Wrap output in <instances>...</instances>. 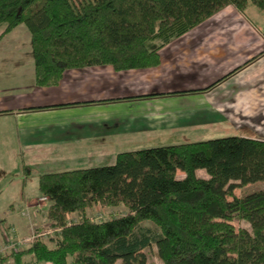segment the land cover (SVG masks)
<instances>
[{"label": "trees", "instance_id": "trees-1", "mask_svg": "<svg viewBox=\"0 0 264 264\" xmlns=\"http://www.w3.org/2000/svg\"><path fill=\"white\" fill-rule=\"evenodd\" d=\"M248 4L264 11V0H0V24L3 34L26 26L35 83L50 87L71 69L157 67L172 40L227 6L243 13ZM256 182H264V141L238 136L121 152L111 165L43 174L37 191L59 232L53 247L36 241L26 253L39 263L147 264L145 251L155 247L162 264H264V189L233 194ZM94 206L126 213L95 222L86 216ZM68 214L77 221L68 224ZM235 220L250 231L235 229Z\"/></svg>", "mask_w": 264, "mask_h": 264}, {"label": "crops", "instance_id": "crops-1", "mask_svg": "<svg viewBox=\"0 0 264 264\" xmlns=\"http://www.w3.org/2000/svg\"><path fill=\"white\" fill-rule=\"evenodd\" d=\"M4 29L0 24L2 172L7 168L15 173L20 166L32 175L28 166L43 165L39 177L83 169L98 159L113 164L121 152L213 138L192 140L186 135L233 132L242 135L231 136L264 141V11L251 4L243 13L227 6L172 40L159 50L157 67L71 69L50 87L35 83L26 26L6 34ZM208 126L236 130L208 131ZM145 136L150 144L137 147ZM162 138L166 141L159 143ZM177 177L183 174L177 172ZM25 182L0 184L2 190L12 188L3 197L4 207L31 202Z\"/></svg>", "mask_w": 264, "mask_h": 264}, {"label": "rangeland", "instance_id": "rangeland-1", "mask_svg": "<svg viewBox=\"0 0 264 264\" xmlns=\"http://www.w3.org/2000/svg\"><path fill=\"white\" fill-rule=\"evenodd\" d=\"M154 44L150 45V47H153ZM182 103L183 102H181V104L179 105H182ZM208 127H206L208 131H216L219 130V128L227 129L229 131H234V132L236 130L235 128L229 126L216 127V128L212 126H208ZM176 128L177 131L180 130V128L178 127ZM182 130H185V128H183ZM211 135L212 134H206L203 136H199V138H197V136L195 135L193 136L186 135L184 138H190L192 140H197V139L200 140V139H206L204 138L206 136L218 138V137L242 135V134H238V133L233 134V132H225L223 134H217L216 136H211ZM148 139L149 138L145 136L143 138V143L141 144L137 141L138 144L137 147L148 146L150 144ZM177 139H183V137L179 135L177 136ZM164 141L166 140L162 138L161 142L159 143H163ZM170 144H177V143L172 142ZM77 161L78 160H76L75 162ZM65 162L67 161L65 160ZM110 163L112 164V160L110 159H104L102 161L98 159L96 160V162L91 163L89 166H82V167L91 168V167L107 166L110 165ZM3 165L5 167H9L5 161H3ZM28 167L31 171H33L32 175L27 174L26 171H24V169L20 166H18L17 172L15 173L7 168L6 169L4 168L3 172L0 169L1 185L4 183V181H9V182L20 181L24 184L25 180H27L24 186L25 191H27L28 193L32 192L33 194V199H31V202L28 205H24V206L13 205L10 207H4L3 205H6L7 202L3 200V197L11 193L10 189L12 188L11 186H8L6 190H2L1 189L2 187L0 185V191L2 190L1 192L2 195L0 198V264H51L48 262H42V263L36 262V259L33 255H29L26 253V250L36 241L43 242L47 246L53 247L55 245L56 234L57 232H59V229L52 227L53 223L46 219L48 200L46 198L45 200L42 199L44 198V196H41L39 193L38 194L36 193L37 192L36 189L38 188V178H39L38 175L41 173L39 170L44 166L42 165L41 168L34 166L33 169H31L30 166ZM41 171H43V169ZM197 174L201 177L205 176L203 172H199ZM261 189H264V182H256V183L248 184L245 187L235 189L233 194L239 197L244 193H252L259 191ZM125 213L126 210L123 207L110 208V207L94 206L86 210L87 218L95 222L107 220L110 217L121 216ZM10 216H12L11 219ZM77 219L78 217L75 214H68L66 216V220L68 224L75 223ZM7 220H9L10 223H6ZM231 224L234 226L235 229H245L247 231H250L249 225L244 221L235 220L232 221ZM146 225H150V224L146 223ZM18 227L20 228V231L15 232L16 228L19 229ZM145 253L147 257V264H162V262L158 258L155 247H152L151 249H147ZM13 256L20 257L19 262L16 263Z\"/></svg>", "mask_w": 264, "mask_h": 264}, {"label": "built area", "instance_id": "built-area-1", "mask_svg": "<svg viewBox=\"0 0 264 264\" xmlns=\"http://www.w3.org/2000/svg\"><path fill=\"white\" fill-rule=\"evenodd\" d=\"M42 199H44L45 200V197L44 198H42ZM47 199V198H46Z\"/></svg>", "mask_w": 264, "mask_h": 264}]
</instances>
